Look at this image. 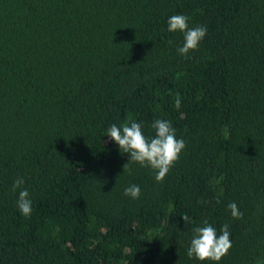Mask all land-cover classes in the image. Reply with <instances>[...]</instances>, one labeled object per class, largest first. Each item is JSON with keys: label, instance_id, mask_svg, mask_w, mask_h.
<instances>
[{"label": "trees", "instance_id": "16d2710c", "mask_svg": "<svg viewBox=\"0 0 264 264\" xmlns=\"http://www.w3.org/2000/svg\"><path fill=\"white\" fill-rule=\"evenodd\" d=\"M156 119L186 145L162 182L107 136ZM205 221L218 262L187 255ZM0 264H264V0H0Z\"/></svg>", "mask_w": 264, "mask_h": 264}, {"label": "clouds", "instance_id": "9594fccd", "mask_svg": "<svg viewBox=\"0 0 264 264\" xmlns=\"http://www.w3.org/2000/svg\"><path fill=\"white\" fill-rule=\"evenodd\" d=\"M188 19L185 15L177 14L170 16L167 22L169 32L179 31L184 35V43L178 49L182 57L187 56L191 50L197 49L199 42L207 32L205 26L189 28ZM174 107L176 109L181 107L179 96L175 100ZM152 128L155 130V136L149 139L143 134L142 123L129 120L125 121L121 127L112 124L107 129V136L118 145L121 153L129 154L128 161L139 163L143 167H150L155 171L156 181L162 182L170 168L179 159V155L186 145L183 139L178 140L176 138L175 129L169 121L156 119L152 123ZM23 184V178H17L12 185V190L15 192ZM140 194L141 190L138 185H131L124 190V195L133 199H138ZM17 207L23 216L31 215L32 201L27 189L19 191ZM227 207L230 209L233 218H242L243 213L238 210L235 202L229 203ZM182 218L184 221L189 220L187 216H182ZM193 232V238L187 249V255L190 258L195 257L199 261L218 262L231 247L227 224L222 226L219 235H217V230L207 221L204 222L203 227L194 228Z\"/></svg>", "mask_w": 264, "mask_h": 264}]
</instances>
